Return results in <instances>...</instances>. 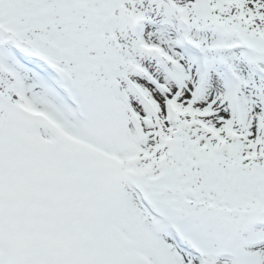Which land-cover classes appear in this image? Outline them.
<instances>
[{
	"label": "snow or ice",
	"instance_id": "6c2138e0",
	"mask_svg": "<svg viewBox=\"0 0 264 264\" xmlns=\"http://www.w3.org/2000/svg\"><path fill=\"white\" fill-rule=\"evenodd\" d=\"M0 264H264V0H0Z\"/></svg>",
	"mask_w": 264,
	"mask_h": 264
}]
</instances>
